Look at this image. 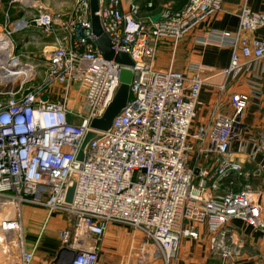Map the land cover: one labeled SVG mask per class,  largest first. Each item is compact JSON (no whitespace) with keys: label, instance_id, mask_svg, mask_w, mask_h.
<instances>
[{"label":"built area","instance_id":"built-area-1","mask_svg":"<svg viewBox=\"0 0 264 264\" xmlns=\"http://www.w3.org/2000/svg\"><path fill=\"white\" fill-rule=\"evenodd\" d=\"M96 1L103 33L132 65L103 57L89 0H72L61 11L45 0H10L22 15L11 18L6 11L0 24V242L11 249L4 264H35L37 242L24 247L21 209L27 204L45 208L47 217L61 212L70 218L69 227L57 231L63 245L48 264H98L110 224L132 233L127 264H174L182 238L205 239L209 257L231 264L243 254L231 221L264 231L263 208L251 183L264 169V130L249 135L240 121L264 71V38L255 35L264 27V0L258 10L240 4L235 31H210L199 39L231 49L219 71L220 90L229 78L259 71L251 94L231 93L230 111L212 108L200 124L195 121L205 83L202 67L191 63L185 73L154 62L160 44L174 51L188 32L219 12L223 0H186L181 7L156 0L157 11L152 0ZM28 30L40 44L38 61L18 52L12 38ZM122 68L132 74L127 102L107 131L92 129L119 87ZM91 130L96 136L79 161ZM236 152L250 160L262 154L263 161L249 169Z\"/></svg>","mask_w":264,"mask_h":264},{"label":"crops","instance_id":"crops-1","mask_svg":"<svg viewBox=\"0 0 264 264\" xmlns=\"http://www.w3.org/2000/svg\"><path fill=\"white\" fill-rule=\"evenodd\" d=\"M145 1L148 0H138V2L143 4ZM152 1L155 2L152 11H157V1ZM164 1H171L175 7H181L186 3V0ZM6 2L5 4L0 3V24L4 23L6 11H8L11 18L22 15V11L17 5L11 4L10 0ZM243 2H247L248 6L254 10H258L262 6V0H223L219 12L204 20L194 30L188 32L187 36L177 44L174 51L171 50L167 43H162L157 48L154 67L159 69L173 67L185 73L190 72L189 65L191 63L199 64L202 67V76L205 78V83L199 94L200 104L197 107L195 124L206 123L210 118L212 108H215L217 113L230 111L231 102L229 95L238 92L251 94V85L256 82L254 78L258 69L253 68L249 72L240 73L236 78L227 79L225 88L220 90L219 86L223 83L224 76L219 74V71L227 66L231 49L228 46H216L209 42H199V39L207 36L210 31H235L239 23V16L237 15L239 6ZM31 34V30L22 32V39L19 42L20 47L29 41L28 36ZM255 35L264 38V27L257 29ZM262 64H264V59ZM263 110L264 71L261 73L258 93L256 96L251 97L250 103L240 118V121L248 127L249 135H253L257 129L264 130ZM236 142L233 141L231 143V147L234 149H237ZM235 158L249 169L256 168L263 161L262 154H257L255 160H250L246 153L236 152ZM210 163L211 160L207 161L205 165L209 166ZM230 177L232 178L233 175ZM251 183L253 189L258 191L260 203L263 208L262 217L264 219V169L257 176L251 178ZM21 219L23 223V236L25 237V249H31L34 243L37 242L34 249L35 264H48L51 257L56 255L63 245L57 235V231L68 228L70 218L61 212L55 215L52 213L47 217L45 208L27 204L22 206ZM51 219H55V221L62 219L64 223L60 226L58 225L55 229L53 228L56 238L52 242H49L46 239L44 240L43 234ZM45 222L46 227L44 228ZM230 225L241 238L243 246L242 256L238 260L231 262V264H264V231L253 228L240 219H233ZM128 229V227L124 228L110 224L100 244V259L98 264H123L126 261L128 245L126 249L124 245L126 237L121 234H124V232L130 234L131 231ZM128 239L127 242H129ZM179 248L178 257L174 264H220L217 258L209 257L205 239L191 240L189 238H182ZM130 264L135 263L132 260ZM145 264H163V262L160 259L149 261Z\"/></svg>","mask_w":264,"mask_h":264},{"label":"water","instance_id":"water-1","mask_svg":"<svg viewBox=\"0 0 264 264\" xmlns=\"http://www.w3.org/2000/svg\"><path fill=\"white\" fill-rule=\"evenodd\" d=\"M90 3V20L92 21V33L95 36L96 44L102 53L104 58L113 59L119 64L124 65H132V60L130 56L125 52H115L112 47L110 38L103 33L100 27V21L98 20V16L96 14L98 10V3L96 0H89ZM159 14L154 15L151 20H156ZM131 71L127 68H122L119 75V87L117 88L113 98L108 104L106 110L103 115L99 118L93 119L90 127L95 130L107 131L111 127L113 117L118 114L126 104V100L128 99L130 92V81H131ZM42 98H46L45 95ZM85 138L80 146L79 153L77 155V159L79 161L84 158V148L91 140L92 137L96 136L94 131H89L85 134ZM75 186H71L67 190L65 200L67 202H71L72 194L74 192Z\"/></svg>","mask_w":264,"mask_h":264},{"label":"rangeland","instance_id":"rangeland-1","mask_svg":"<svg viewBox=\"0 0 264 264\" xmlns=\"http://www.w3.org/2000/svg\"><path fill=\"white\" fill-rule=\"evenodd\" d=\"M6 1H8V0H0V3L5 4V3H7ZM45 2L53 10L55 9V10H59V11L66 10V9H68L71 6V0H46ZM12 38H14V40L16 41L18 52L24 53V55H29V57H31V58L32 57H35V60L38 61V58L37 57L39 56L40 44H37L36 42H34L33 40H31V35L28 36L29 41H27L26 44L22 45V47H20V44H19V42L22 39V33H15V34H13L12 35ZM40 68H42V67H40ZM40 68H39V70H40ZM39 79L40 78H38L37 80H39ZM53 214L55 215V214H60V213H53ZM46 222L44 223V226H43L44 228L46 227V225H45ZM62 223H64V220H62V219L61 220H56V221H55V219H51L50 222H49V224L45 228V231H44V234H43L44 235L43 236L44 240L46 239L47 241L52 242L56 238V236L54 235V229L56 227H58V225L60 226ZM131 234L132 233L129 234L128 232L127 233L124 232V234H121L122 236L126 237L125 238V243H124L126 249H127V245H129L128 242H127V239L129 237L131 238ZM130 238L128 240H130ZM136 239L137 240H141L142 239L141 233H137ZM8 245H10V244H8ZM8 256L9 255L7 253H5L2 250H0V264H4V259H6V257H8ZM131 262L132 261H130L129 264ZM124 263L127 264L126 261H124L123 264Z\"/></svg>","mask_w":264,"mask_h":264},{"label":"bare ground","instance_id":"bare-ground-1","mask_svg":"<svg viewBox=\"0 0 264 264\" xmlns=\"http://www.w3.org/2000/svg\"><path fill=\"white\" fill-rule=\"evenodd\" d=\"M0 250L5 253H10L9 251H11L10 246L6 242H0Z\"/></svg>","mask_w":264,"mask_h":264}]
</instances>
